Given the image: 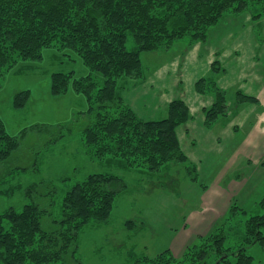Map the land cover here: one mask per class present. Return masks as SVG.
I'll return each mask as SVG.
<instances>
[{"label":"trees","instance_id":"obj_1","mask_svg":"<svg viewBox=\"0 0 264 264\" xmlns=\"http://www.w3.org/2000/svg\"><path fill=\"white\" fill-rule=\"evenodd\" d=\"M245 14H252L260 27L264 0H0V78L19 61H42L47 50L77 57L89 75L55 73L52 93L64 95L72 89L86 99L93 116L82 131L87 153L95 161L117 162L130 170L157 172L181 164L189 180L205 188L199 177L201 164L191 160L184 146L187 127L195 119L189 105L177 98L169 103L165 117L143 119L127 103V85L120 81L145 82L142 56L168 51L185 38L204 43L229 17ZM262 66L264 79V59ZM225 72L218 56L210 75L195 85L197 93L214 99L202 111L207 129L219 122L228 125L236 109L259 103L241 90L234 95L222 89L218 79ZM29 101V92H22L14 106L23 109ZM19 146L20 139L8 133L0 113V163ZM35 191L28 189L30 199L20 209L0 214V264H81L82 232L112 223L117 197L126 194L129 186L120 175L91 174L66 192L59 218L51 210L54 201L47 205L36 201ZM53 192L43 197L52 198ZM256 206L243 222L241 215L247 211L233 207L223 228L188 246L181 259L170 250L153 257L131 251L126 264H256L246 251L255 245L264 250V196ZM136 226L124 223L127 229ZM229 234L242 235L235 247H227Z\"/></svg>","mask_w":264,"mask_h":264},{"label":"rangeland","instance_id":"obj_2","mask_svg":"<svg viewBox=\"0 0 264 264\" xmlns=\"http://www.w3.org/2000/svg\"><path fill=\"white\" fill-rule=\"evenodd\" d=\"M255 25L258 23L253 21L252 14L229 17L211 31L204 43L193 44L185 38L168 51L142 56L146 81L130 84L120 81L127 85L124 93L129 96L127 103L133 106L130 98L133 90L140 87L137 90L140 92L141 86H149L154 77L160 78L166 72L165 67L177 69L179 64L183 65L181 58L188 48L202 45L193 49V55L199 59V54L206 56V50H211L214 62L219 46L224 47L236 36L251 37L245 33L251 32ZM133 48L131 41L129 49ZM55 73H74L78 78L86 77L90 71L77 57L47 50L42 61H19L0 78V113L8 133L20 139V146L11 158L0 163V181L5 182L0 185V214L10 208L20 209L30 199L28 189L34 187L36 201L47 205L53 200L51 210L59 218L64 195L74 184L95 173L120 175L126 179L129 191L117 197L112 223L84 229L79 258L81 264H126L129 259L126 256L131 251L153 257L170 250L176 259H181L188 246L222 229L233 207L238 208L237 212L247 211L246 216L241 215L242 222L251 212H256V202L264 196V136L258 135V141H243L239 132L235 140H228L229 137L218 132L221 128H217L213 133L223 136L220 142L223 146L227 144L223 148L227 149L226 155L220 152L217 141H209L200 130L202 123L198 114L199 124L190 137L197 135L199 141L194 146L186 143L184 146L191 160L201 164L199 177L205 188L193 184L181 164L150 172L130 170L117 162L95 161L87 153L82 133L93 120L89 105L72 89L64 95H53ZM175 74L182 76L180 70ZM22 92H29L30 101L25 108L17 109L14 102ZM146 106L149 108L150 104ZM186 139L190 141L189 137ZM214 147L217 152L213 151ZM53 189L52 198L43 197ZM126 222H135L137 226L124 228ZM241 236L229 234L227 247L239 244ZM246 252L256 264H264V250L259 245L249 247Z\"/></svg>","mask_w":264,"mask_h":264},{"label":"crops","instance_id":"obj_3","mask_svg":"<svg viewBox=\"0 0 264 264\" xmlns=\"http://www.w3.org/2000/svg\"><path fill=\"white\" fill-rule=\"evenodd\" d=\"M258 27V25H255L251 32L245 33L250 34L251 37L240 39L236 36V38H233V40L224 47L219 46L220 52H218V54L220 56L217 55L226 69L225 74L218 79L219 86L231 94L234 93V95H236V91L241 90L247 95L256 97L259 100L257 105H246L240 110L236 109L237 112H234L235 116L228 125L219 122L212 129H207L205 127V117L202 111L204 108L210 107L214 99L211 95H201L197 93L195 85L200 79L210 75L213 53L211 50L205 49L207 52L206 56L199 54V59L196 58L195 55H193V49L202 48V45H198L193 49L188 48L189 51L184 53L181 58L183 65L179 64L177 69H174V67L170 69L169 65L167 66L169 68L165 67L163 69L166 72L161 73L160 78H158V76L154 77L156 80L154 79L149 86H141L140 84V92H137L140 87L135 88L133 90L134 94L131 93L132 96L130 97L131 100H133V110L143 119H160L167 115L169 103L174 99L180 98L189 105L195 118L187 127L190 141H186V145L194 146L197 141H199L197 135L190 137V134L196 129V125L199 124V121L202 123L201 127L199 126L200 130L202 128L201 131L208 136L209 141H217V146L221 147L220 152L223 151L226 155L227 149L223 148L227 144L223 146L220 142L223 136L214 135L213 133L217 128H221L218 132H220V134L224 133L229 137L228 140H235L240 130L242 133L240 140L258 141L256 140L258 135L264 136V79L262 76V64L264 59V21L261 23L260 27ZM259 30L262 31V33H260ZM248 38H251V40L247 41ZM243 40H245V42ZM178 70H180L182 74L180 77L175 76ZM144 90H147L148 93L143 94L142 92ZM147 100L150 104L149 108L146 106L149 105L146 104ZM198 114L201 115L202 121H196V116ZM235 128H238V131H236ZM181 136L184 138L186 135L184 132H181ZM194 142L195 144H192ZM234 142L237 141H231L229 143ZM213 151L217 152L215 147ZM231 152L233 151L231 150L230 153Z\"/></svg>","mask_w":264,"mask_h":264}]
</instances>
